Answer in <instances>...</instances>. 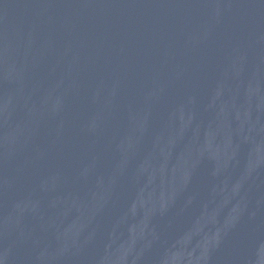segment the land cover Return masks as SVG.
Listing matches in <instances>:
<instances>
[{"label":"water","instance_id":"water-1","mask_svg":"<svg viewBox=\"0 0 264 264\" xmlns=\"http://www.w3.org/2000/svg\"><path fill=\"white\" fill-rule=\"evenodd\" d=\"M71 0H0V264H54L57 128Z\"/></svg>","mask_w":264,"mask_h":264}]
</instances>
